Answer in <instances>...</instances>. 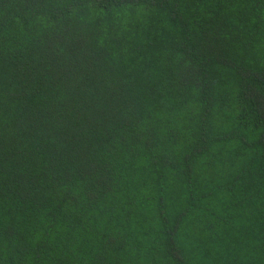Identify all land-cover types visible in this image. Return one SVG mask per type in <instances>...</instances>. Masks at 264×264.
<instances>
[{"label":"trees","instance_id":"1","mask_svg":"<svg viewBox=\"0 0 264 264\" xmlns=\"http://www.w3.org/2000/svg\"><path fill=\"white\" fill-rule=\"evenodd\" d=\"M0 264H264V0H0Z\"/></svg>","mask_w":264,"mask_h":264}]
</instances>
